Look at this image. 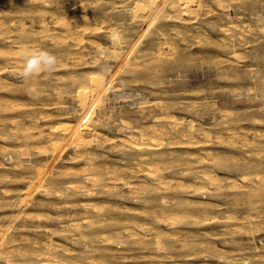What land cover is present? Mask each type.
Wrapping results in <instances>:
<instances>
[{
  "label": "rangeland",
  "instance_id": "1",
  "mask_svg": "<svg viewBox=\"0 0 264 264\" xmlns=\"http://www.w3.org/2000/svg\"><path fill=\"white\" fill-rule=\"evenodd\" d=\"M173 1L0 0V236L28 251L14 259L37 264L34 251L50 240L70 262L264 264V0ZM65 20L84 30L69 33ZM42 49L57 67L23 80V53ZM60 125L90 132L88 146L54 149ZM136 128L146 131L142 151L127 140Z\"/></svg>",
  "mask_w": 264,
  "mask_h": 264
},
{
  "label": "bare ground",
  "instance_id": "2",
  "mask_svg": "<svg viewBox=\"0 0 264 264\" xmlns=\"http://www.w3.org/2000/svg\"><path fill=\"white\" fill-rule=\"evenodd\" d=\"M166 1L167 0H139V3H141V4H143V5H145L146 7H148V8H151V9H158V8H162L161 6H163V4H165L166 3ZM173 1V0H172ZM218 1V0H217ZM222 1V0H221ZM177 2V0H175V1H173V2H171V7L172 8H174V7H176V3ZM186 2H188V1H186ZM219 2V1H218ZM47 3V2H46ZM82 3V2H81ZM83 5V4H82ZM68 7V6H67ZM187 7H189V6H187ZM186 7V9H188ZM164 8V7H163ZM161 13V12H160ZM52 15H54V14H52ZM84 15V14H83ZM54 17V16H53ZM73 17V16H72ZM77 17V16H76ZM85 16H83V18H84ZM89 17V16H88ZM43 19V18H42ZM72 19V18H71ZM81 19V18H80ZM87 19V18H86ZM258 19V18H257ZM53 20V19H52ZM55 20H57V19H55ZM60 20H62L61 18H60ZM74 20V19H73ZM83 20V19H82ZM45 21V20H44ZM58 21V20H57ZM84 21V20H83ZM47 22V21H46ZM58 22H60V21H58ZM81 22V21H80ZM80 22H78V24L80 23ZM40 23H42V22H40ZM73 23V22H72ZM77 23V22H76ZM82 23V22H81ZM45 23H43L42 24V27H43V25H44ZM53 24H55V23H53ZM65 26H66V29H67V31H69V33L70 32H74V31H79L80 29H82L83 28V30H84V26L83 25H81V24H71V21L69 22V21H67V20H65V22L63 23ZM85 24V23H84ZM4 25H6V23L4 24ZM56 25H57V23H56ZM88 25V24H87ZM87 25H86V27H85V30L87 29ZM46 27V26H45ZM45 27H44V29H43V31L45 30ZM54 27V26H53ZM88 28H91L90 27V25H88ZM48 29V28H47ZM63 29V28H62ZM8 30H9V28H8ZM50 31V30H49ZM81 31V30H80ZM114 31V29H112L111 31H110V33H112ZM120 31V30H119ZM234 31V30H233ZM82 32V31H81ZM4 33H6V32H4ZM17 33V32H16ZM25 33V32H24ZM23 33V34H24ZM45 33V32H44ZM79 33V32H78ZM110 33H108V34H110ZM27 34V33H26ZM34 34V33H33ZM80 34V33H79ZM13 35V34H12ZM21 35V34H20ZM20 35H17V36H20ZM77 35V34H76ZM81 35V34H80ZM83 35V34H82ZM234 35V34H233ZM7 36V35H6ZM78 36V35H77ZM80 37V36H79ZM7 38V37H6ZM18 39V38H17ZM27 39H29V38H27ZM15 40V39H14ZM22 40V39H21ZM10 41H11V39H10ZM9 41V42H10ZM6 42V41H5ZM8 42V43H9ZM13 42V41H12ZM18 42V41H17ZM19 42H20V40H19ZM21 43V42H20ZM19 43V44H20ZM11 44V43H10ZM24 43L22 42V45H23ZM17 45H18V43H17ZM30 47V46H29ZM31 48H32V46H31ZM16 49V48H15ZM33 49V48H32ZM2 49H0V51H1ZM36 50V49H35ZM3 51H4V49H3ZM10 52V51H9ZM19 51H17V53H18ZM1 53H2V51H1ZM21 53H23L22 51H21ZM9 54V53H8ZM65 54V53H64ZM7 60H9L10 58L8 57V58H6ZM23 59V58H22ZM6 60V61H7ZM20 59H18V61H19ZM5 61V60H4ZM15 61V60H14ZM22 61V60H21ZM62 62V61H61ZM60 63V62H59ZM61 65V64H60ZM15 68V67H14ZM17 69V68H16ZM9 73V72H8ZM17 76V75H16ZM23 80H25V79H23ZM44 83V82H43ZM131 103H132V101H131ZM9 105V104H8ZM10 106H11V104H10ZM141 108V107H140ZM49 113V112H48ZM41 115V114H40ZM44 115V114H43ZM143 117V116H142ZM160 117L161 116H159V118H157V117H155L154 119H160ZM169 117H172V116H169ZM173 118V117H172ZM30 119V118H29ZM38 119V118H37ZM163 119V118H162ZM16 120V119H15ZM12 122H13V119H12ZM55 122V121H54ZM122 122H124V121H122ZM125 122H127V124H129L130 126H131V124L130 123H128V121H125ZM124 122V123H125ZM13 123H15V121L13 122ZM25 123V122H24ZM27 123V122H26ZM33 123V122H32ZM38 123V122H37ZM51 123V122H50ZM16 124H17V121H16ZM28 124H30V123H28ZM61 124V123H60ZM121 124H123V123H121ZM151 124H152V122H151ZM15 125V124H14ZM58 125V124H57ZM174 125V124H173ZM172 125V126H173ZM179 125V124H178ZM190 125H192V124H190ZM194 125V124H193ZM18 126H19V124H18ZM32 126V125H31ZM30 125H29V127H27V124H26V127H25V129H23V128H21L22 130H26V128H30L31 127ZM36 126V125H35ZM55 127H56V125H54ZM54 126H52V125H50L49 126V128L48 129H50V131L51 132H53V131H55V129L56 128H54ZM61 126V125H60ZM63 126H65V128L63 127ZM63 126H61L62 128L60 129V127L57 129L58 130V132L57 133H55L54 135H52L51 133V137H49L50 138V143L52 144V147L54 148V149H59V148H64V146H66V143H68L69 141L71 142V141H73L74 142V144H72V146L73 145H75V149L76 150H78V151H74V152H79V149H78V146L80 145V144H86L87 142H89L88 141V137L90 136V132L89 133H87V132H84V130L82 129V130H78L79 128H77V126H74V127H72V128H69V127H66V125H63ZM123 126H124V124H123ZM122 126V127H123ZM141 126V125H140ZM153 127H154V125H152ZM177 126V125H176ZM20 127H22V125L20 126ZM24 127V126H23ZM32 127H34V126H32ZM31 127V128H32ZM121 127V128H122ZM125 127H126V125H125ZM16 128V127H15ZM34 128H36V127H34ZM33 128V129H34ZM41 128V127H40ZM68 128V129H67ZM120 128V129H121ZM124 128V127H123ZM141 128V127H140ZM191 128V127H190ZM32 129V130H33ZM42 129H43V127H42ZM133 129H135L134 127H133ZM137 129V128H136ZM193 129V128H192ZM191 129V130H192ZM30 130V129H29ZM47 130V129H46ZM130 130H132V129H130ZM173 130V129H172ZM190 130V129H189ZM19 131V130H18ZM40 131V130H39ZM128 131V130H127ZM40 132H42V131H40ZM39 132V133H40ZM188 132H190V131H188ZM21 133H22V131H21ZM35 133V132H34ZM37 133V132H36ZM181 133V132H180ZM49 134V133H48ZM128 134V137H127V140L129 141V142H133L134 143V146L135 147H137L138 149H141V151H142V149L144 148L145 149V147H143V144L145 143L143 140L145 139V137H146V131L143 129V130H138L137 129V131L136 130H133V131H129V133H127ZM149 134V133H148ZM147 134V135H148ZM162 134V133H161ZM167 134V133H166ZM20 135H22V134H20ZM36 135H38V133L36 134ZM124 135H126V134H124ZM135 135H137L138 137H137V140L135 139ZM46 136V135H45ZM99 136V135H98ZM19 137V136H18ZM94 137V136H93ZM114 137V136H113ZM126 137V136H125ZM20 138V137H19ZM24 138V137H23ZM48 138V139H49ZM99 138V137H98ZM103 138V137H102ZM101 138V139H102ZM108 138V137H107ZM122 138H124V136L122 137ZM151 138V137H150ZM155 139H156V137H154ZM161 138V137H160ZM44 139H47V138H44ZM97 139V138H96ZM101 139H99V140H101ZM158 140H159V137L157 138ZM156 139V140H157ZM17 140V139H16ZM104 140V139H103ZM108 141H109V139H107ZM118 140H122V141H124V139H118ZM146 140V139H145ZM157 140V141H158ZM164 140H166V139H164ZM49 141V140H48ZM90 141H91V139H90ZM93 141V140H92ZM111 141V140H110ZM115 141V140H114ZM127 141V142H128ZM148 141V140H147ZM160 141V140H159ZM248 141V140H247ZM44 142V141H43ZM43 142H41V143H43ZM103 142V141H102ZM124 142H126V140L124 141ZM126 142V143H127ZM128 142V143H129ZM151 142V141H150ZM45 143V142H44ZM113 143V142H112ZM112 143H110V144H112ZM98 144H99V142H98ZM116 144V142L115 143H113V146ZM148 145H150L149 143H147ZM155 144H157V143H155L154 142V146H155ZM166 144H168L167 142H166ZM39 145V144H38ZM37 145V146H38ZM117 145V144H116ZM128 145V144H127ZM152 145V144H151ZM36 146V145H35ZM70 146V145H69ZM68 145H67V147H69ZM86 146H88L87 144H86ZM120 146H121V143H120ZM169 146V145H168ZM174 146V145H173ZM110 147H111V145H110ZM117 147V146H116ZM120 148H122V147H120ZM124 148V147H123ZM136 148V149H137ZM151 148V147H150ZM153 148V147H152ZM155 148V147H154ZM91 149V148H90ZM113 149V148H112ZM119 149V148H118ZM126 150V149H125ZM130 150V149H129ZM82 151V150H81ZM80 151V152H81ZM87 151V150H86ZM89 151V153H90V150H88ZM119 151V150H118ZM122 151V150H121ZM128 151V150H127ZM145 150H143V152H144ZM150 151V150H149ZM148 151V152H149ZM13 152V151H12ZM79 152V153H80ZM124 152V151H123ZM139 152H140V150H139ZM142 152V153H143ZM14 153V152H13ZM16 153V152H15ZM88 152H86L85 154H87ZM97 153V152H96ZM122 153V152H121ZM128 153V152H127ZM145 153V155L147 154L146 152H144ZM152 153V152H151ZM200 153V152H199ZM83 154V153H82ZM123 155H124V153H122ZM8 155V154H7ZM18 155V154H17ZM21 155V154H20ZM19 155V156H20ZM78 155V154H77ZM91 155V154H90ZM137 155V154H136ZM144 155V154H143ZM202 155V154H201ZM82 155L80 154L79 155V157H81ZM95 156V155H94ZM10 157L11 156H9V159H10ZM77 157V156H76ZM76 157L74 158V159H76ZM84 157V156H83ZM86 157V156H85ZM145 157V156H144ZM143 157V158H144ZM149 157V156H148ZM154 157V156H153ZM104 158V157H103ZM133 158V157H132ZM139 158V157H138ZM150 158V157H149ZM78 159H80V158H78ZM145 159V158H144ZM148 159V158H147ZM18 160V159H17ZM91 160V159H90ZM89 160V161H90ZM141 160H143L142 158H141ZM141 160H140V162H141ZM150 160V159H149ZM155 160V159H154ZM92 161V160H91ZM96 161V160H95ZM124 161V160H123ZM146 160H144V162H145ZM156 161H158V159L156 160ZM9 162V161H8ZM103 162H105L104 160H103ZM103 162H101L102 163V165L103 164H105V163H103ZM139 161H138V163H140ZM90 163H93V162H90ZM108 163H109V161H108ZM136 163V162H135ZM141 163H143V162H141ZM89 164V163H88ZM121 164V163H120ZM122 164H125V163H122ZM31 165V164H30ZM92 165V164H91ZM90 165V167H92ZM106 165V164H105ZM113 165V164H112ZM38 166V165H37ZM108 166V165H107ZM106 166V167H107ZM110 166V165H109ZM117 166V165H116ZM123 166V165H122ZM153 166H154V164H153ZM152 166V169H153V172H155L154 171V168L155 167H158L157 165L155 166V167H153ZM6 167V166H5ZM115 167V166H114ZM118 167V166H117ZM120 167H121V165H120ZM124 167V166H123ZM127 168H128V166H126ZM108 168V167H107ZM116 168V167H115ZM122 168V167H121ZM139 168V167H138ZM110 169V168H109ZM119 169V168H118ZM122 169H126L125 167L124 168H122ZM130 169V168H129ZM132 169V168H131ZM157 168H155V170H156ZM102 170V169H101ZM101 170H100V173H101ZM134 170H136V169H134ZM158 170H159V168H158ZM202 170H204V169H202ZM46 171V170H45ZM140 171V170H139ZM138 170H137V172H139ZM150 171H152V170H150ZM167 171V170H166ZM176 171V170H175ZM187 171V170H186ZM73 172V171H72ZM85 173L87 172V171H84ZM84 172H82V173H84ZM114 172V173H113ZM112 173H113V175L114 176H116V174H117V176H120V175H118V173H116L115 174V171H113ZM116 172H118V171H116ZM161 172V171H160ZM163 172V171H162ZM203 172V171H202ZM76 173V172H75ZM100 173H98V174H100ZM112 173H110L111 175H112ZM132 173V172H131ZM141 173V172H140ZM143 173V172H142ZM145 173V172H144ZM150 173V172H149ZM148 173V175L150 176L151 174H152V172H151V174H149ZM156 173V172H155ZM200 173V172H199ZM204 173V172H203ZM206 173V172H205ZM204 173V175H205V177L207 178V177H211V176H213V175H210V173H208L209 175H206ZM86 174H89V173H86ZM93 174V173H92ZM97 174V175H98ZM108 174V173H107ZM106 174V175H107ZM110 174H108V176L110 175ZM145 174H147V170H146V173ZM163 174V173H162ZM96 175V176H97ZM124 175H126V174H124ZM142 175V174H141ZM200 175V174H199ZM202 175V174H201ZM93 176V175H92ZM96 176H94V179L95 178H97ZM100 176H102V175H100ZM123 176V175H122ZM149 176H146L145 175V177H149ZM203 176V175H202ZM242 176V175H241ZM87 177V176H86ZM89 177V176H88ZM87 177V178H88ZM125 177V176H124ZM138 177H139V175H138ZM152 177H154V174H153V176ZM164 177V176H163ZM162 177V178H163ZM174 177V176H173ZM204 177V178H205ZM89 178H91V176L89 177ZM88 178V179H89ZM101 178H103V177H101ZM130 178V177H129ZM159 178H161V177H159ZM158 178V176L157 177H154V179H155V183L156 182H161V181H157V179H159ZM166 178L167 177H165V179H164V181H166ZM245 178H248V177H245L244 175L242 176V179L241 180H243V181H246L245 180ZM94 179H92V181L94 180ZM113 179V178H112ZM114 179H115V177H114ZM119 179V178H118ZM124 180H125V178H123ZM146 178H144V180H145ZM167 179H170V178H167ZM214 179H215V177H214ZM249 179V178H248ZM97 180V179H96ZM96 180H94V181H96ZM117 180V179H116ZM124 180H120L122 183H123V181ZM128 180V179H127ZM151 181H153L152 179H150ZM149 180V181H150ZM160 180V179H159ZM162 180V179H161ZM172 180V179H171ZM180 180V179H179ZM208 180H210V178L208 179ZM213 179H211V181H212ZM108 181V180H107ZM110 181V180H109ZM138 181V180H137ZM163 181V180H162ZM173 182H174V180H172ZM171 181V182H172ZM176 181V180H175ZM49 182V181H48ZM112 182V181H111ZM114 182H115V180H114ZM117 183L119 182V180L118 181H116ZM125 182V181H124ZM134 182V181H133ZM145 182H146V184H147V181L145 180ZM168 182V181H167ZM166 182V183H167ZM172 182V183H173ZM180 182V181H179ZM184 182V180L183 181H181V183L183 184V186H185V185H187L186 183H183ZM215 182V181H214ZM228 182V181H227ZM93 183V182H92ZM126 183H131V182H126ZM139 184L141 183L140 181L138 182ZM143 183V182H142ZM148 183H150V182H148ZM155 183H153V184H155ZM158 183V185H156V187H155V185L153 186L152 184V187H155V188H157V187H160L159 184ZM165 183V182H164ZM164 183H162V185L161 186H163L164 187ZM169 183L170 182H168L167 184H168V186H169ZM189 183V182H188ZM116 184V183H115ZM157 184V183H156ZM164 184V185H163ZM174 184H176L175 182H174ZM185 184V185H184ZM228 184V183H227ZM48 185V184H47ZM92 185H94V183L92 184ZM112 185V184H111ZM125 186H126V184H124ZM128 185V184H127ZM135 185V184H134ZM134 185H129V188H131L132 186H134ZM151 185H149V186H151ZM173 185V184H172ZM179 185V184H178ZM181 185V184H180ZM190 184H188V186H189ZM194 185V184H193ZM230 185V184H229ZM73 186V185H72ZM85 186V185H84ZM83 186V187H84ZM106 186H109V184H107ZM115 187H116V185H114ZM113 186V187H114ZM138 186H140V185H138ZM143 186H144V184H143ZM146 186V185H145ZM149 186H148V188H149ZM166 186V185H165ZM191 187H192V185H190ZM194 186H196V185H194ZM103 187H105V186H103ZM112 186H111V189L113 188ZM114 187V188H115ZM178 187V186H177ZM182 187V186H181ZM43 188V187H42ZM81 188V187H80ZM93 188V187H92ZM126 188V187H125ZM128 188V189H129ZM139 188H142V187H139ZM138 188V189H139ZM144 188V190H145V188L146 187H143ZM166 188V187H165ZM168 188H170V187H168ZM175 188H176V186H175ZM179 188V187H178ZM196 188V187H195ZM211 188V187H210ZM73 189V188H72ZM82 189H84V188H82ZM81 189V190H82ZM106 189V188H105ZM108 189H110V188H108ZM136 189V188H135ZM147 189V188H146ZM158 189V188H157ZM198 189V188H197ZM78 190V189H77ZM115 189H113V191L112 190H110L111 192V194H112V192L114 193V192H116V191H114ZM126 190V189H125ZM141 190V189H140ZM144 190L142 189L141 191L142 192H144ZM156 190V189H155ZM155 190H154V192H155ZM162 190V189H161ZM165 190V189H164ZM163 190V191H164ZM167 190V189H166ZM173 190V189H172ZM176 190V189H175ZM58 191V190H57ZM90 190H88V192H89ZM105 191V190H104ZM108 191V190H107ZM106 191V192H107ZM129 191V190H128ZM139 191V190H138ZM148 191V190H147ZM151 191H153V190H151ZM151 191H149V192H151ZM160 191V190H159ZM158 191V192H159ZM169 191V190H168ZM182 191V190H181ZM41 192V191H40ZM87 192V193H88ZM93 192V191H92ZM122 192V191H121ZM172 192H174V191H172ZM172 192H170V193H172ZM56 193V192H55ZM61 193V192H60ZM60 193H57V195L58 194H60ZM101 193H102V191H101ZM101 193H99V195L101 194ZM107 193H109V192H107ZM118 193H120V191H118ZM118 193H116V194H118ZM148 193V192H147ZM147 193H146V195H147ZM152 193V192H151ZM157 193V192H156ZM42 194H44V193H42ZM88 194H90V193H88ZM92 194V193H91ZM93 194H94V192H93ZM111 194H110V196H111ZM115 194V195H116ZM123 193H121V195H122ZM125 194V193H124ZM131 194H132V192H131ZM130 194V195H131ZM137 194H139L140 195V193H137ZM136 194V197H138L139 195H137ZM167 194V193H166ZM173 194V193H172ZM171 194V195H172ZM175 194H177V193H175ZM61 195V194H60ZM105 195V194H104ZM107 195V194H106ZM105 195V196H106ZM115 195H113V198H114V196ZM120 195V196H121ZM129 195V196H130ZM134 195V194H133ZM152 195V194H151ZM150 195V196H151ZM158 195H160V194H158ZM164 195H165V192H164ZM170 195V194H169ZM170 195V196H171ZM87 196H89V195H87ZM109 196V195H108ZM118 196H119V194H118ZM123 196V195H122ZM141 196V195H140ZM140 196H139V198H140ZM148 196V195H147ZM112 197V196H111ZM134 197H135V195H134ZM143 197V196H142ZM142 197L140 198V199H142ZM160 198H161V196H159ZM162 197H164V196H162ZM122 198V197H121ZM150 198V197H149ZM148 198V199H149ZM153 198V197H152ZM158 198V197H157ZM166 198L168 199V197H165V199H163L160 203H164L163 201L165 200V203L168 201H166ZM171 198V197H170ZM169 198V199H170ZM174 198V197H173ZM84 199V198H83ZM109 199V198H108ZM134 199V198H133ZM139 199V200H140ZM147 199V201L148 202H144L143 200H144V198H143V202L144 203H150L149 201L150 200H148ZM154 199V198H153ZM156 199V198H155ZM203 199V198H202ZM136 200V199H135ZM172 200V199H171ZM176 200H177V197H176ZM187 200V199H186ZM102 201V200H101ZM141 201V202H142ZM159 201V200H158ZM155 202V201H154ZM84 203V202H83ZM83 203H81V204H83ZM88 203V202H87ZM92 203V205H93V202H90L89 204H91ZM178 203V202H177ZM192 202H190V204H191ZM54 204V203H53ZM140 204H142V203H140ZM151 204H152V202H151ZM159 204V203H158ZM167 204V203H166ZM189 204V203H188ZM161 205V204H160ZM164 205V204H163ZM173 205H174V203H173ZM89 206V205H88ZM94 206H96L95 204H94ZM151 206H154V205H151ZM169 206H170V204H169ZM172 206V205H171ZM53 207V206H52ZM97 207V206H96ZM99 207V206H98ZM133 208V207H132ZM149 208V207H148ZM147 208V209H148ZM96 208L94 207L93 208V210L94 211H97V212H99L100 211V209L98 208V210L96 209ZM101 211H102V209H101ZM117 212V211H116ZM143 212H145V211H143ZM146 213H147V211H146ZM73 214V213H72ZM132 214V213H131ZM154 214V216H155V213H153ZM153 216V215H152ZM157 216V215H156ZM162 216V215H161ZM171 216V215H170ZM130 217V216H129ZM245 217V216H244ZM149 218V217H148ZM156 218V217H155ZM167 218H168V216H167ZM96 219V218H95ZM158 219H159V217H158ZM160 219H162V218H160ZM174 219V218H173ZM170 220V219H169ZM72 222V221H71ZM77 222V221H76ZM75 222V223H76ZM84 222H86V221H84ZM136 222V221H135ZM164 222H166V221H164ZM174 222V221H173ZM98 223V222H97ZM134 224V223H133ZM137 224V223H136ZM168 224H169V222H168ZM72 225H77V224H72ZM139 225V224H138ZM142 225V224H141ZM140 225V226H141ZM165 225V224H164ZM172 224H170V226H171ZM176 225V224H175ZM174 225V226H175ZM167 226V225H166ZM142 227V226H141ZM141 227H139V228H141ZM145 227V226H144ZM143 227V228H144ZM146 227H148L149 228V226H146ZM40 228V227H39ZM132 228V227H131ZM152 228V227H151ZM49 229V228H48ZM115 229V228H114ZM118 228H116V230H117ZM127 229V228H126ZM126 229H124L125 231H126ZM128 229H129V226H128ZM134 229V228H133ZM153 229H154V227H153ZM165 229V228H164ZM174 229V228H173ZM176 229H178V228H176ZM119 230V229H118ZM136 230V229H135ZM141 230H143V229H141ZM144 230H146V229H144ZM66 231L67 230H65V233H66ZM96 231H98V230H96ZM100 231V230H99ZM124 231V232H125ZM127 231H129V230H127ZM131 231V230H130ZM134 231V230H133ZM139 231V230H138ZM149 231H150V229H149ZM165 231V230H164ZM183 231V230H182ZM63 232V231H62ZM111 232H112V229H111ZM116 232V231H115ZM148 232V231H147ZM147 232H145V233H147ZM157 232V231H156ZM160 232V231H159ZM31 233V232H30ZM103 233V232H102ZM109 233V232H108ZM113 233V232H112ZM111 233V234H112ZM127 233V232H126ZM135 233L137 234L138 232H136L135 231ZM142 233H143V236H145V235H147V234H144V231H142ZM150 233V232H149ZM181 233V232H180ZM33 234V233H32ZM101 234V233H100ZM106 235V233H103V236H105ZM110 234V233H109ZM109 234H108V237L110 238V239H112V237H111V235L109 236ZM118 234V232H116V235ZM130 234V233H129ZM135 234V235H136ZM141 234V233H140ZM164 233H162L161 234V236L163 235ZM168 234V233H167ZM127 235H128V233H127ZM142 235V234H141ZM29 236H31V235H29ZM51 236V235H50ZM98 236V235H97ZM107 236V235H106ZM140 235H139V233H138V236H137V238L139 237ZM1 238H0V250L1 251H4L3 253H4V264H26V263H24V261H19V259L18 260H16V259H14V256L17 258L18 256H16L15 254L16 253H19V251L21 250V252H22V254H23V252H26V251H24V248H23V250L21 249V248H12V249H8V248H6L5 247V245H4V247H2V244H6V242L4 241V243H2L3 242V239H4V237L2 238V236H0ZM26 237V236H25ZM117 237H118V235H117ZM117 237H115V238H117ZM142 237V236H141ZM158 237V236H157ZM163 237V236H162ZM14 238V237H13ZM27 238H28V235H27ZM104 238V237H103ZM106 238V237H105ZM109 238H107L106 240H109ZM134 238H136V236L134 237ZM159 238V237H158ZM157 238V243H158V239ZM20 239V238H19ZM35 239V238H34ZM38 239V238H37ZM48 239H49V237H48ZM51 239V238H50ZM140 239V238H139ZM148 239V238H147ZM156 239V238H155ZM7 240V239H6ZM23 240H24V238H23ZM102 240V239H101ZM113 240H115L114 239V236H113ZM134 240V239H133ZM142 240V239H141ZM141 240H139V242L141 241ZM10 241V240H9ZM15 241H17V239L15 240ZM19 241V240H18ZM37 241V240H36ZM56 241V240H55ZM96 241V240H95ZM134 241H136V240H134ZM143 241V240H142ZM168 241V240H167ZM179 241V240H178ZM42 242V241H41ZM104 242V241H103ZM106 242V241H105ZM144 242V241H143ZM14 243H17V242H14ZM26 243V242H25ZM31 243V242H30ZM60 243V242H59ZM116 243V242H115ZM182 243V242H181ZM187 243V242H186ZM32 244V243H31ZM42 244H43V247L45 248V249H36L34 252H35V257L38 259L37 260V264H92L90 261H85L84 263H82V262H76V261H73V262H70V261H68V260H65L63 257H60V255H58L57 254V252H55V251H52V249L54 248V244H52L51 242H50V240L48 241H43L42 242ZM61 244V243H60ZM161 244V243H160ZM11 245V244H10ZM33 245H35V243H33ZM186 245V244H185ZM9 246V245H8ZM55 246H57L56 244H55ZM61 246V245H60ZM160 246V245H159ZM183 246V245H182ZM34 247V246H33ZM85 247H86V250L88 249V250H90L89 248H87L88 246L85 244ZM91 247V246H90ZM168 247V246H167ZM58 248V247H57ZM26 249V248H25ZM71 249H73V248H71ZM157 249H158V246H157ZM257 249V248H256ZM62 252H64V254H72L73 253V251H74V249L72 250V253H70L71 251L69 250V248H67L66 246L65 247H61V249H60ZM76 251V250H75ZM155 251V250H154ZM28 252V251H27ZM26 252V253H27ZM31 253H32V251H30ZM25 253V254H26ZM75 253V252H74ZM88 253V252H87ZM89 253H91V252H89ZM163 253V252H162ZM169 253V252H168ZM21 253H20V255H22ZM24 254V255H25ZM28 254V253H27ZM33 254V253H32ZM62 254V253H61ZM133 254V253H132ZM2 254H1V252H0V256H1ZM68 255L65 257V258H68ZM91 255V254H90ZM74 256H75V254H74ZM78 256H79V254H78ZM78 256H77V258H76V256H75V259H78ZM87 256V255H86ZM92 256V255H91ZM111 256V255H110ZM1 257H3V256H1ZM25 256H23L22 258H24ZM31 257V256H30ZM70 257V256H69ZM81 257H83V256H81ZM21 258V259H22ZM27 257H25V259H26ZM32 258H34V257H32ZM71 258H72V255H71ZM3 259V258H2ZM2 259H0V261L2 260ZM28 259V258H27ZM26 259V260H27ZM29 260H32L31 258L30 259H28V261ZM34 260V259H33ZM89 260V259H88ZM229 260V259H228ZM84 261V260H83ZM155 261V260H154ZM30 262H33V261H30ZM29 263V262H28Z\"/></svg>",
  "mask_w": 264,
  "mask_h": 264
},
{
  "label": "clouds",
  "instance_id": "3",
  "mask_svg": "<svg viewBox=\"0 0 264 264\" xmlns=\"http://www.w3.org/2000/svg\"><path fill=\"white\" fill-rule=\"evenodd\" d=\"M114 47H122L123 37L119 30L109 34ZM58 64V58L47 50H26L23 53V64L20 75L25 80H31L42 73L53 71Z\"/></svg>",
  "mask_w": 264,
  "mask_h": 264
}]
</instances>
